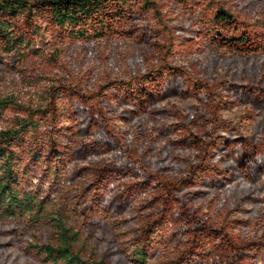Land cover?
Returning a JSON list of instances; mask_svg holds the SVG:
<instances>
[{
	"label": "rangeland",
	"instance_id": "rangeland-1",
	"mask_svg": "<svg viewBox=\"0 0 264 264\" xmlns=\"http://www.w3.org/2000/svg\"><path fill=\"white\" fill-rule=\"evenodd\" d=\"M219 9L230 11L242 22V28L264 39V0H150L146 3L140 0L135 6V14L124 23L117 24L113 35L105 39L61 38L43 23L40 33L32 36L31 44L21 49L25 56L19 52L2 53L0 46V101H9L0 113V129L11 127L16 117H26L37 108H48L46 122L53 115L59 121L73 122V105L76 102H90L93 105L91 109L96 111L94 105L97 107L100 100L104 101L101 98L108 97L103 94L108 93L115 100V103H108L115 108L102 116L111 127L124 122L121 124L124 131L119 133L118 139L125 145L122 148L125 156L129 158V149H132L136 152V163L150 172L171 176L177 167H185L189 162L198 160L196 151L190 149L195 142L192 141L188 147L189 140L183 134L186 128H190L195 139L207 138L205 133L200 132L207 124H199L209 116L205 110L206 99L184 91L160 97L171 89L166 84L162 91H157L158 94L151 93L147 99L154 101L144 107H149V110L143 112L139 103L125 104L124 91L117 84L108 86L107 82L122 80L127 86L141 81L145 84L141 74L161 69V82L164 84L169 77L168 69L175 67L201 78L224 98L233 99L226 87L232 82L238 86L248 83L264 86V49L234 51L217 42L216 38L222 30L216 27L214 17ZM151 83L149 86L155 87L153 91L159 90L156 87L159 82ZM114 88L117 92L113 91ZM142 89L149 92L145 87ZM52 106L55 107L52 109ZM67 112L70 116L65 114ZM89 116L84 115L82 122L87 121ZM219 116L232 127L230 132L220 131L224 138L223 149L241 136L252 137L264 155L263 111L236 98L228 107L220 108ZM95 120L98 121L97 117ZM77 126L69 127V133ZM118 127L114 128L120 132ZM103 130L92 119L90 126L80 133L71 134L69 140L65 137L61 139L72 149L65 164L68 181L64 185L55 187L58 188L55 190L47 185L49 181L38 179V174H35L28 186L47 196L49 208L59 202L73 211L79 226H85L83 237H88L99 256L107 257L110 264H134L125 250L131 248L132 233L140 225L142 217L153 209H146L147 204H144L152 197L151 191L146 196L141 188L138 192L133 188L134 193L128 191V197L121 201L122 187L116 183L107 192L96 214L93 212V218L85 214L86 207L101 201L89 181L90 172L97 166L119 164L125 160L123 156L116 158L110 153L101 155L98 152L104 150H93V146L87 147L89 143L87 148L82 149L86 142L96 141L97 131ZM133 168L137 169L128 164L122 169L132 173V180H145L142 182L144 186L154 185L147 172L136 176ZM204 188L207 191L198 189L190 192L187 189L178 193L182 201L197 208L210 221L224 226L229 233L239 235L245 241H256L259 245L264 242V190L260 183L237 176L226 188ZM182 230V225L174 223L164 228L163 233L172 237L173 245ZM49 234L44 222L28 218H0V264H39L33 257L37 255L31 244L38 240L46 241ZM167 250L162 246L153 264H162ZM256 257L253 264H264V254H257Z\"/></svg>",
	"mask_w": 264,
	"mask_h": 264
},
{
	"label": "trees",
	"instance_id": "trees-1",
	"mask_svg": "<svg viewBox=\"0 0 264 264\" xmlns=\"http://www.w3.org/2000/svg\"><path fill=\"white\" fill-rule=\"evenodd\" d=\"M139 1L0 0L1 52L7 54L19 52L25 56L21 49L31 44L32 36L40 33V25L43 23L61 38L91 41L111 37L117 24L124 23L129 16L135 14V6ZM214 23L222 30L216 38L217 42L224 46L234 51L264 49V39L242 28V22L230 11L219 9L215 13ZM168 70L169 77H166L164 84L161 82L162 73L160 74L163 70L153 69L140 75L145 78V84L141 81L135 83V86L130 83L127 86L125 81L112 80L107 82V85L112 87L113 84H117L126 96L124 103H139L143 112L148 111L149 107H144L154 101L147 99L151 93L158 94L166 84H169L171 89L160 97L184 91L191 96L206 99L205 110L209 116L204 119L205 122L199 121V124H207L200 131L205 133L207 138L195 139L194 134L190 133V128H186L183 134L187 141L189 140L188 147L192 145V141L195 142V146L190 149L196 151L198 160L194 163L189 162L185 167H177L175 172H171V176L150 172L143 165L136 163V152L132 149H129V158L125 156L122 151L125 145L118 139L119 133L124 131L121 125L124 122L111 123L113 125L111 127L110 122H106L102 116L115 108L108 103L109 101L115 103L108 93L103 94L108 96L101 98L104 101L100 100L97 107L94 105L96 111L91 109L90 106L93 105H90V102L85 100L76 102L73 105L75 110L73 122L59 121L55 115L46 122L48 108H37L30 111L26 117H16L11 127L0 129V218L4 220L28 218L34 222L45 223L50 232L48 239L31 244L37 255L32 256L39 264H110L107 257L98 255L95 247L89 243L88 237H83L85 226L83 228L79 226L80 222L74 217L73 211L59 202L51 204L49 208L47 196H42V193L28 186L30 181L33 182L32 177L35 174H38L36 178L49 181L47 185L52 188L60 187L68 181L65 164L72 149L61 139L65 137L69 140L71 134L80 133L90 126L92 119L104 130L101 132L98 130L96 141L86 142L82 149L89 143L87 147L93 146V150H104L98 152L101 155L110 153V156L116 158L123 156L126 161L97 166L90 172L89 181L96 188L95 194L99 195L100 198L97 199L101 201L86 207L87 217L93 218V212L96 214L107 192L116 183L122 187L121 201H125L128 191H132L133 188H136V192L141 188L146 196H149L147 192L152 193V197L144 204H147L146 209H153L142 217L140 225L132 233L131 248L125 250L128 255L130 254V260L134 264H153L162 246L168 249V252L164 253L162 264H253L252 261L257 258V254H264V242L259 245L256 241H245L239 235L229 233L224 226L210 221L200 214L197 208L182 201L178 193L187 189L190 192L198 189L205 192L207 191L205 186L223 189L237 176L255 184L260 183L261 189L264 190V155L260 146L252 137L241 136L223 149L225 144L220 131L230 132L232 127L219 116L220 108L228 107L236 98L251 103L264 112V86L253 83L238 86L236 82L229 83L226 87L233 97L229 99L224 98L221 93H215L207 82L186 69L170 67ZM150 81L159 82L156 85L159 90L153 91L152 88L155 87L151 86ZM144 87L148 89V93L142 89ZM99 90L100 88L96 92ZM116 90L117 88L113 89L114 92H117ZM8 103L9 101H0V113L3 106ZM85 107L88 111L84 110ZM65 114L70 116L69 112ZM86 114L90 116L87 121L82 122ZM40 116L43 118L40 119ZM96 117L98 121L95 120ZM74 124L78 125L77 128L69 133L68 128ZM116 126H119L120 132L116 131L114 128ZM128 164L137 167L133 168L136 176L141 172H147L154 185L144 186L142 182L145 180H135L136 176L132 180V173L122 169ZM138 167L142 170L138 171ZM143 186L145 189H142ZM75 213L79 214L78 211ZM174 223L183 226V233L172 245V237H167L163 230Z\"/></svg>",
	"mask_w": 264,
	"mask_h": 264
}]
</instances>
